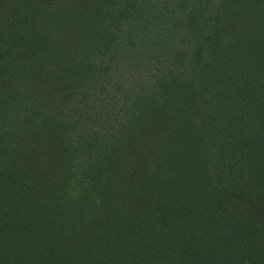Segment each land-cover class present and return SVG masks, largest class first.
<instances>
[{"label": "trees", "instance_id": "16d2710c", "mask_svg": "<svg viewBox=\"0 0 264 264\" xmlns=\"http://www.w3.org/2000/svg\"><path fill=\"white\" fill-rule=\"evenodd\" d=\"M0 264H264V0H0Z\"/></svg>", "mask_w": 264, "mask_h": 264}, {"label": "rangeland", "instance_id": "374dc122", "mask_svg": "<svg viewBox=\"0 0 264 264\" xmlns=\"http://www.w3.org/2000/svg\"><path fill=\"white\" fill-rule=\"evenodd\" d=\"M124 65L126 66L117 69L114 75V81L119 82V84H122L117 86L116 90V93L120 97H124L126 95L127 91L132 86L131 84H133L134 82L136 83L137 81L141 80L143 77L146 76L143 71V65H138L134 63Z\"/></svg>", "mask_w": 264, "mask_h": 264}]
</instances>
